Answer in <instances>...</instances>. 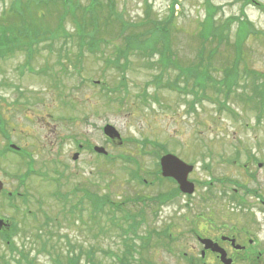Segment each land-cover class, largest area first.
Segmentation results:
<instances>
[{"label":"rangeland","instance_id":"obj_1","mask_svg":"<svg viewBox=\"0 0 264 264\" xmlns=\"http://www.w3.org/2000/svg\"><path fill=\"white\" fill-rule=\"evenodd\" d=\"M40 1L0 0V24L9 32L20 33L24 25L25 35L32 26L48 32L34 46L30 66L24 67V49L0 59V149L12 143L28 158L0 154V180L6 190L24 196L12 205L0 198V218L15 225L8 231L15 248L11 254L0 242V264H20L23 255L30 264H57L59 255L64 259L68 254L79 264H119L128 245L131 264L152 256L163 263L166 256L155 232L168 226L173 239L180 240L193 239L192 229L213 228L210 233L216 234L224 232L222 225L245 226L257 248L264 249V117L252 110L259 97L264 99V0H176L164 57L159 43L152 54L135 48L126 62L117 56L126 47L120 30L125 36L142 35L144 12L164 22L173 0H112L113 13H106V0H96L95 13L86 7L92 1L74 0L66 14L62 0H47V6ZM244 20L255 34H246L240 59L232 46L244 34L239 31ZM83 29L79 36L86 41L101 40L93 53L86 43L79 45ZM209 53L214 55L208 59ZM162 58L170 65L165 70L158 63ZM232 65L236 86L228 102L237 112L231 116L215 102L224 99L217 85L208 84L198 100L167 88L178 69L195 68L217 83ZM106 124L120 133L122 145L106 141L101 131ZM79 144L89 147L73 162ZM93 145L104 148L109 159L92 153ZM161 151L194 167L189 175L193 195L154 204L155 194L170 185L157 181ZM222 180L229 183L219 184ZM58 189L70 194V203L88 190L106 197L104 214L93 217L84 200L82 214H67L60 205L64 202L51 198ZM110 205L127 208L139 224L119 234L107 220Z\"/></svg>","mask_w":264,"mask_h":264},{"label":"trees","instance_id":"obj_2","mask_svg":"<svg viewBox=\"0 0 264 264\" xmlns=\"http://www.w3.org/2000/svg\"><path fill=\"white\" fill-rule=\"evenodd\" d=\"M40 2L45 3L44 6L48 5V3H46L48 2L47 0H41ZM73 2L74 0H62L61 10L64 11V14H66L69 11L68 9L72 6V4H74ZM96 2L97 1L93 2L91 5L90 4L86 5V7L90 10L89 11L90 13H95L93 7L96 6L95 5ZM57 5L58 4L56 3L55 6ZM106 5L108 7V9L106 10V13H113V10L115 7L113 1L106 0ZM170 13H171V16L167 17L164 20V22H160L155 19H152L149 11L146 10L144 12V20H145V24L147 27H146V31L140 36H133V37L125 36L124 35L125 29L120 30L119 34L123 36L124 42L126 43L125 52H123V58L125 56V59H126V57L128 56V53L134 50L135 48H141L142 50H146L150 54H152L159 43L162 44V47H163L162 56L164 57V51L168 50L167 44H168V40L170 36L169 26L171 25L172 20H173V9H171ZM84 14H86L85 11H84ZM16 16H18V13H16ZM61 17H65V15H61ZM90 24L92 27H95V24L92 21ZM148 27L150 28L149 31H147ZM32 28L30 30L31 34L25 35V33H27V28H25V25L22 26V30L20 33L19 32L12 33L8 31L6 25L0 24V59L12 56L18 50L22 52V49H24L26 51L25 58H27L25 61V64L26 66H28V63L31 62V59L33 57V54H28V53H30V51L34 49V46L37 45L40 41L41 42L44 41V39L46 38L45 36L48 33L47 31L46 33L45 32L40 33L39 29L35 30L37 28L35 26H32ZM248 30L252 31L253 28L246 20H244L242 23H240V28H239V31H241L244 34L241 36L237 35L236 41L234 42L232 46L235 53H237V55L240 56V59L243 53L242 51L243 41H244L246 34L248 33ZM81 34H85L84 29L82 30L80 34L77 35L79 37V45H81L82 43L83 44L86 43L88 46V50L91 53L96 51L97 45L100 43L101 40L89 39L88 41H86L85 38L79 36ZM140 38H143V39L139 40ZM121 55L122 54L119 53V56ZM164 62L167 63L168 60L164 58V61H163V58H162L161 64L163 67L170 66L169 64H165ZM232 66H230L229 69H225L223 71L225 73V74L223 73L224 78L223 80L222 79L219 80L217 83H214L213 81H211L209 77L205 76L204 75L206 74L205 72L204 73L198 72V70L195 68L185 69V70L181 69L176 76V80L172 82L171 86H177L179 84L178 83L179 79H183L186 85L188 84V81H190L191 82L190 89L193 91L198 89L201 92H203L208 84H211L213 86L217 85L220 90L218 92V95L224 96V100L221 101V106L226 107L227 105H229L227 101L229 100L231 93L235 91L234 88L236 86V82L234 81V75H235L236 69H235V66L233 67ZM232 68H234V71ZM256 87L257 85H255V89ZM241 94H244L248 99L251 98L246 93H241ZM252 110L253 112H255V114H259L260 118H263L264 117V99L259 97V103L256 104V106L253 107ZM104 199L105 198H97L96 201L100 200L103 203L105 201ZM72 264H75V263L72 262Z\"/></svg>","mask_w":264,"mask_h":264},{"label":"flooded vegetation","instance_id":"obj_3","mask_svg":"<svg viewBox=\"0 0 264 264\" xmlns=\"http://www.w3.org/2000/svg\"><path fill=\"white\" fill-rule=\"evenodd\" d=\"M7 197H10L7 192ZM10 229V224H6L0 229V235ZM211 229H209V232ZM204 237V235H202ZM212 244L217 245L222 252L226 254V259L231 261V264H262L260 261V252L255 250L258 246V241L249 237L245 231H227L226 233L218 232L216 234H208L205 236ZM206 244L198 238L195 240H175L165 242L164 247L166 252V261L161 263L157 256L147 258L143 264H222L219 260V255L212 248H206ZM239 246V249L235 247ZM183 255L180 261L178 257ZM149 256L150 253H149Z\"/></svg>","mask_w":264,"mask_h":264},{"label":"water","instance_id":"obj_4","mask_svg":"<svg viewBox=\"0 0 264 264\" xmlns=\"http://www.w3.org/2000/svg\"><path fill=\"white\" fill-rule=\"evenodd\" d=\"M103 133L111 139L118 137V134L111 126L104 127ZM94 150L96 152H103V149L101 148H95ZM160 165L163 177L173 178L174 180H176L181 192L192 194L194 186L192 183L187 181V175L192 170L190 166H186L177 158L171 155L162 157L160 160Z\"/></svg>","mask_w":264,"mask_h":264}]
</instances>
